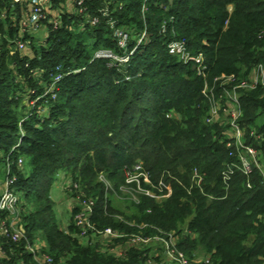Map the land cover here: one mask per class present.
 <instances>
[{"label":"trees","instance_id":"trees-1","mask_svg":"<svg viewBox=\"0 0 264 264\" xmlns=\"http://www.w3.org/2000/svg\"><path fill=\"white\" fill-rule=\"evenodd\" d=\"M119 2L116 25L136 40L145 30L139 44L129 40L128 46H137L133 79L121 85L114 78L122 73L109 59L93 57L99 47L119 56L126 51L104 20L78 30L80 19L64 14L62 27L44 42L26 35L28 49L19 51L13 43L20 38L18 27L9 18L13 13L19 19V4L12 8L10 0H0V176L7 165L10 188L24 202L19 223L25 235L16 242L0 238V264H37L26 249L36 240L60 264H146L148 249L132 247L125 256L104 250L126 237L101 239L89 231L80 242L73 221L66 230L59 226L50 196L55 176L63 173L95 199V228L124 235L130 229L115 219L99 176L118 189L136 160L152 183L162 180L171 189L160 203L145 196L135 205L137 223L147 226L143 235L174 233L192 264H264V175L234 170L223 180L221 172L234 157L220 142V129L204 122L201 78L167 52L171 36L169 29L163 32L167 22L174 37L201 49L210 76L244 73L264 63V0ZM59 72L62 77L53 81ZM241 107L242 124L263 136L254 145L264 166V91L245 92ZM169 112L175 115L166 117ZM194 169L202 177L199 184ZM79 210L75 206L72 216ZM6 216L0 209V219Z\"/></svg>","mask_w":264,"mask_h":264},{"label":"built area","instance_id":"built-area-1","mask_svg":"<svg viewBox=\"0 0 264 264\" xmlns=\"http://www.w3.org/2000/svg\"><path fill=\"white\" fill-rule=\"evenodd\" d=\"M101 1V5L97 6L95 4ZM110 3L113 7H109ZM10 4L12 8L14 4H19L20 8L19 19L16 14H9L12 26L18 27L20 35V38L13 42L15 50L25 51L28 49V43L24 40L26 35L31 36L35 41L44 42L49 32L62 27V16L64 14L74 15L80 19L76 26L78 30L86 25L98 26L104 20L117 39L118 46L125 48L122 41L118 40L116 36H121L126 31L116 25V20L113 17V14L122 7L119 0H10ZM2 16H6V13H3ZM164 24L163 32L165 31ZM38 35H40L39 38ZM144 36L145 30L139 37L140 42ZM166 49L170 55L177 57L182 64L191 66L192 70L202 80L201 95L206 105L204 122L220 129L222 134L220 142L224 143L229 149V156L234 157V160L228 162L221 172L223 180L226 182L234 170H239L246 177H249L254 169H258L264 175V166L260 161L261 152L254 145V143L259 145L263 136L253 128L248 129L241 122L243 116L242 95L245 92L259 88L264 91V63L260 62L244 73H220L210 76L205 53L201 49L192 50L184 38L169 41ZM124 55L119 56L112 50H97L93 53L94 58L109 59V65L120 62V57L122 58ZM61 77L62 74L59 72L53 77V81L56 82ZM52 96L54 97V94ZM174 115L175 113L169 112L166 117L171 118ZM18 163H22L21 158L18 159ZM192 178L197 184L202 179L196 169L193 171ZM12 183L13 179L7 177L5 181L6 189L0 195V209L7 213L5 218L0 219V238L16 242L24 238L25 235L19 223L21 215L17 208L19 198L17 193L10 188ZM107 184L109 185L108 182ZM131 184H134L136 189L145 192L146 196L155 200L161 197H169L171 194V189L165 181L151 182L150 174L143 169L140 160H136L131 169L127 170L124 185ZM71 186L79 192L77 196L80 197L78 203L80 210L74 215L73 221L74 226L77 228V237L87 238L89 231H92L93 237H113L116 239L126 237V235L119 234L109 227L97 230L91 221L95 199L87 196L76 184H70ZM246 187H251L248 180ZM152 243L162 247L166 262L192 264L185 253L178 248L174 233L134 235L124 242L125 246L119 249L118 252L119 244L114 245L112 248L105 247V249L116 255L125 256L126 252L132 247H143ZM43 245L42 240H36L34 243H28L26 249L33 254V259L37 264H60L50 254L41 250ZM0 255H4L1 246Z\"/></svg>","mask_w":264,"mask_h":264},{"label":"rangeland","instance_id":"rangeland-1","mask_svg":"<svg viewBox=\"0 0 264 264\" xmlns=\"http://www.w3.org/2000/svg\"><path fill=\"white\" fill-rule=\"evenodd\" d=\"M173 17L169 16V21H172ZM164 30L169 29V33L171 36L170 41L178 40L179 37L175 36V29L174 27H171L167 22H164ZM169 26V28H168ZM124 29V28H123ZM174 35V36H173ZM118 40H121L124 45L125 55L121 58L120 62L111 63L110 66H115L118 70V72L122 73L120 75V78H114V83H118L121 85L122 82H131L133 79L130 69L131 66V59L133 57V54L135 52V49L137 46L130 45L129 40L135 39L136 36H129L128 33H123L121 36H116ZM140 38H137L136 42H140ZM138 42V43H139ZM101 50V51H110L111 49L99 47L98 49H95V51ZM94 53V52H93ZM116 61V60H115ZM139 73L136 75L138 77ZM122 83V84H124ZM202 84V83H201ZM203 85V84H202ZM202 89V87H201ZM201 92V90H200ZM54 98V97H52ZM35 103V100L31 101L27 106L28 108H31L33 104ZM26 108V109H28ZM181 112V111H179ZM262 162V161H261ZM263 163V162H262ZM7 165L5 166V172L7 174ZM5 175L0 176V195L3 194L5 191V181L7 179ZM102 176V175H100ZM99 179L104 182L105 186L108 187L109 191L107 192L110 204L117 210V214L115 215V219L119 221L120 223L126 225L130 230L128 232H124V235H126L125 242L130 239L134 235H140L146 231L147 226L146 225H139L137 222V219L140 217L139 213L136 211L135 205L142 201V199L146 196L145 192H141L134 184L131 185H124L122 184L120 187L116 189L111 184H107L106 179L102 176ZM68 176L64 175L63 173L59 172L55 176V181L51 187L50 190V196L54 203V212L55 216L57 218L58 224L61 228L64 229L66 224H70L72 221H74V216H72V209L76 206L78 207V203L80 201V197L77 195L79 192L73 188V186L70 187V182L67 181ZM143 186V185H142ZM143 188H145L143 186ZM152 190V189H151ZM167 197H161L157 199V202L160 203L161 201L165 200ZM24 203L23 200H18L17 208L20 211V205ZM23 209V208H22ZM28 208L23 209V213H27ZM145 234V233H144ZM79 241L84 243L87 241V238H80L78 237ZM102 239V238H101ZM95 240V239H94ZM118 245V244H116ZM125 246V244H119V248L121 249ZM149 245H145L142 248L147 249ZM111 246L110 248H112ZM188 257V256H187ZM189 258V257H188ZM149 259V258H148ZM148 261V260H147ZM168 262V261H167ZM148 264V262H146ZM168 264H171L168 262Z\"/></svg>","mask_w":264,"mask_h":264},{"label":"crops","instance_id":"crops-1","mask_svg":"<svg viewBox=\"0 0 264 264\" xmlns=\"http://www.w3.org/2000/svg\"><path fill=\"white\" fill-rule=\"evenodd\" d=\"M37 37L39 38L40 35H38ZM68 225L69 224H66V226L64 227L65 230L67 229ZM142 225H144V224H142ZM87 240H88V237H87ZM42 242H43V240H42ZM103 249H104V247H103ZM147 249L149 250V253H148L149 259L147 261L148 264H168V262H166V259L164 256L163 249L160 245H158L156 243H152L148 246ZM104 250H106V249H104ZM118 250L119 249H117V252H118ZM108 252H112V251H108Z\"/></svg>","mask_w":264,"mask_h":264},{"label":"water","instance_id":"water-1","mask_svg":"<svg viewBox=\"0 0 264 264\" xmlns=\"http://www.w3.org/2000/svg\"><path fill=\"white\" fill-rule=\"evenodd\" d=\"M194 68V67H193Z\"/></svg>","mask_w":264,"mask_h":264}]
</instances>
